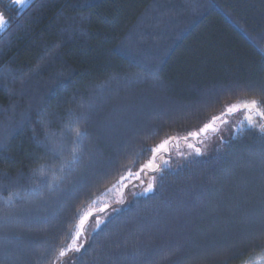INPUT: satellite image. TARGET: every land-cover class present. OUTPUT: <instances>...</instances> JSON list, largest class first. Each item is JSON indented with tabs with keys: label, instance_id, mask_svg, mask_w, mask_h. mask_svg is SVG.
<instances>
[{
	"label": "trees",
	"instance_id": "16d2710c",
	"mask_svg": "<svg viewBox=\"0 0 264 264\" xmlns=\"http://www.w3.org/2000/svg\"><path fill=\"white\" fill-rule=\"evenodd\" d=\"M8 2L0 264H52L79 210L102 207L165 134L182 137L235 98L264 94V0H31L23 11ZM239 128L161 168L152 192L114 211L64 264L264 260V133Z\"/></svg>",
	"mask_w": 264,
	"mask_h": 264
},
{
	"label": "snow or ice",
	"instance_id": "6c2138e0",
	"mask_svg": "<svg viewBox=\"0 0 264 264\" xmlns=\"http://www.w3.org/2000/svg\"><path fill=\"white\" fill-rule=\"evenodd\" d=\"M31 3V0H9L7 4V9L15 7L20 11L26 9ZM10 23V18L5 15V10L0 9V31L5 30ZM239 113L240 117H236V114ZM259 118L257 120L256 118ZM232 118H236L239 122L240 131L247 126L249 128H258L262 133H264V94L261 95H245L243 99L235 98L233 102L227 103L223 110L219 114H211L205 122L202 123V126L198 127L196 130L188 131L186 135L180 137L178 135H168L165 134V138H162L155 146H152L148 149L151 153L150 158L146 163L142 165L140 171L137 173L129 172V175H135L139 177L140 172L145 170L149 171H160V165L157 163V160H160L162 163L167 164L168 161L164 159L163 153L167 152L168 145L170 142L176 141L177 139H183L187 142L188 138L191 137L196 139L198 137H204L205 139L210 138L209 134L219 135L222 126L229 124ZM73 131V143L78 144L81 136L84 134L79 127L72 129ZM189 148H193L197 155L200 154L201 150L198 147H195L193 144H188ZM76 149H73V156L75 157ZM126 179L125 176L120 175L116 180V183L113 184V188L117 184H121L122 181ZM151 180H155V177H152ZM126 186V185H124ZM111 190V189H110ZM153 190V183L149 182L144 189L145 192H151ZM119 202H123V199ZM107 205H105L106 207ZM103 208H98L96 211H103ZM80 215L78 223L73 225L70 231L71 242L67 243L58 248V252L53 259L52 264H64L63 258L69 252H79L83 247L82 244L78 243L80 237L85 231V224L88 221L89 217L93 215V209L91 207L83 208L79 210ZM103 221L98 217L95 220V224L98 227ZM257 264H264V261H257Z\"/></svg>",
	"mask_w": 264,
	"mask_h": 264
},
{
	"label": "rangeland",
	"instance_id": "374dc122",
	"mask_svg": "<svg viewBox=\"0 0 264 264\" xmlns=\"http://www.w3.org/2000/svg\"><path fill=\"white\" fill-rule=\"evenodd\" d=\"M154 32H150L147 35L151 36ZM129 43H133L129 41ZM239 113L236 114V117L239 116ZM239 126V122L236 118H232L228 125L222 126L219 135L216 134H209L210 138L205 139L203 136L193 139L191 137L188 138L187 142L182 143L181 146L178 143L170 142L168 145V151L163 153V157L165 160L168 161L167 164L162 163L160 160H157V163L160 165L161 168H176L180 166L183 162H186L193 158H199L206 155L209 150L219 146L224 140L228 139L232 134L233 130ZM193 144L195 147L200 148L201 152L197 155L193 148H189L188 144ZM140 171V169H139ZM137 171V172H139ZM135 172V173H137ZM160 171H149L145 170L140 172L139 177L135 175H130L129 178L126 177L121 184L117 185V188L112 192L104 202L102 207L103 211H96L93 210V215L89 217L88 221L85 224V231L83 235L80 237L78 243L84 244L85 240L94 233L100 226L104 223V221L110 216L114 211L124 207V203L130 201L134 197L147 195L150 192H145L144 189L146 188L149 182L153 183L154 181L151 180L152 177H155L159 174ZM126 185V186H124ZM152 192V191H151ZM123 199V202H119ZM124 204V205H123ZM105 205H107L105 207ZM99 218L103 222L97 227L95 224L96 218ZM76 252H69L64 258L63 262L67 263L69 258L73 256ZM259 261H264L259 260ZM251 264H257V261Z\"/></svg>",
	"mask_w": 264,
	"mask_h": 264
}]
</instances>
